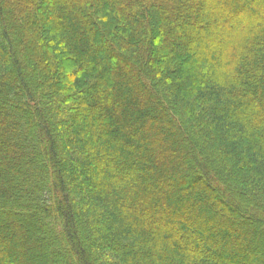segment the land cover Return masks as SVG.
I'll list each match as a JSON object with an SVG mask.
<instances>
[{"label": "trees", "instance_id": "16d2710c", "mask_svg": "<svg viewBox=\"0 0 264 264\" xmlns=\"http://www.w3.org/2000/svg\"><path fill=\"white\" fill-rule=\"evenodd\" d=\"M38 257L264 264V0H0V264Z\"/></svg>", "mask_w": 264, "mask_h": 264}, {"label": "rangeland", "instance_id": "374dc122", "mask_svg": "<svg viewBox=\"0 0 264 264\" xmlns=\"http://www.w3.org/2000/svg\"><path fill=\"white\" fill-rule=\"evenodd\" d=\"M259 2H261L262 0H258ZM237 17H242V19H249L251 24L253 25H260V24H263V19L261 17H256L255 16L251 17L249 16L246 12H240V13H237ZM211 61V60H210ZM121 154V153H120ZM190 164H191V159L189 158L188 161ZM66 173L67 175L69 174V170L67 169L66 170ZM206 189V187H205ZM79 227V224L77 225ZM79 232L82 233V234H85V228L83 226L79 227ZM45 261H43V259H41L40 257H38V259H36V264H45L44 263Z\"/></svg>", "mask_w": 264, "mask_h": 264}]
</instances>
